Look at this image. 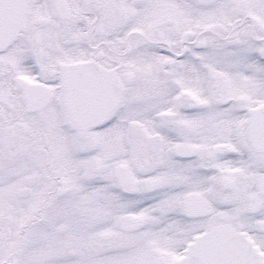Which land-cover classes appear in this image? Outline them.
Listing matches in <instances>:
<instances>
[{"label":"snow or ice","instance_id":"snow-or-ice-1","mask_svg":"<svg viewBox=\"0 0 264 264\" xmlns=\"http://www.w3.org/2000/svg\"><path fill=\"white\" fill-rule=\"evenodd\" d=\"M0 264H264V0H0Z\"/></svg>","mask_w":264,"mask_h":264}]
</instances>
